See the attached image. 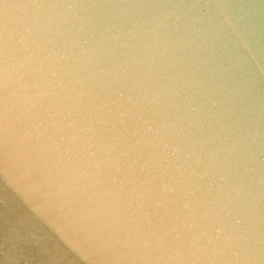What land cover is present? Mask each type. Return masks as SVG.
<instances>
[{"label": "water", "instance_id": "95a60500", "mask_svg": "<svg viewBox=\"0 0 264 264\" xmlns=\"http://www.w3.org/2000/svg\"><path fill=\"white\" fill-rule=\"evenodd\" d=\"M0 264H264V0H0Z\"/></svg>", "mask_w": 264, "mask_h": 264}]
</instances>
